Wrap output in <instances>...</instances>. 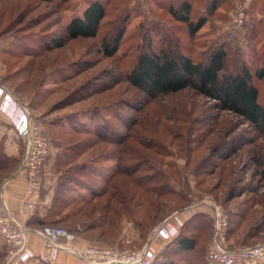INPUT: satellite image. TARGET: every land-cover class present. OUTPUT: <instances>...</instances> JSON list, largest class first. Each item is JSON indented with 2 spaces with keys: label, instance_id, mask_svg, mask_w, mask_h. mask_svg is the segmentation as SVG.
<instances>
[{
  "label": "rangeland",
  "instance_id": "374dc122",
  "mask_svg": "<svg viewBox=\"0 0 264 264\" xmlns=\"http://www.w3.org/2000/svg\"><path fill=\"white\" fill-rule=\"evenodd\" d=\"M120 1L119 4L117 0H112L108 6L107 16L95 39H76L67 42L61 48L43 51L38 48L43 38L54 33L60 35L71 18L81 15L86 1L53 0L51 3H41L37 0H0V86L11 93L45 129L50 142V153L42 171V178L45 179H42V188L45 192L51 191L54 194L57 191L59 181L63 180L60 179V175L65 170L67 174L68 168H71V165L64 167L63 163L57 166L58 162H62L63 156L60 155L69 152V148H76L77 144L81 145L79 148L89 149L74 159V166L84 164L89 168L92 164H96L99 175L92 181L89 180L90 173H84L80 177L88 180L87 183L103 187L108 178H104L103 175L114 171L117 163L113 159H106V156L101 155L98 150L121 146L98 142L90 133L95 128L111 127L117 134L116 138H119L127 132L128 125H133L134 129L124 141L122 138L124 147L129 149L134 160L148 154L151 165L153 163L160 168V172L168 173L164 176L166 179L164 183L175 192L162 197L157 196L158 194L146 195L149 199H144L147 200L144 204V200L141 201L144 194H141L140 190L133 195L131 185H121L120 180L125 179L116 177L112 184L120 183L119 191L127 194L123 197L121 193L120 197L125 198V201L120 207L122 209L127 207V205L125 207L127 198L129 205L141 206L136 205L133 210L124 211L120 215L111 212L108 214L109 220H106L105 213L99 206L105 205L106 196L97 201L100 204L90 213L92 215L90 217L86 212V206L91 208V205H88L91 191L87 193L85 187L67 183L66 188H74L71 197L77 198L80 195L82 197L77 199L76 205L64 209L61 215L63 219L54 226L73 233L76 243L93 242L102 246L118 248L121 246L120 249L132 250L140 248L168 215L182 211L187 217L186 220H189L194 214H200L208 222V231L200 232L201 240L198 242V248L194 254H187V264H211L205 259V248L212 237L213 222L210 209L202 202L212 200L223 210L229 224V211L234 205V209L238 208L253 195L263 194L264 197V183L259 182V178L253 179L256 171L260 169L253 166L249 160L251 155L249 150L264 148V139L255 136V133L250 131V127L242 124L237 117L220 112L212 101L195 96L190 91L159 96L154 101L145 103V99L140 98V95L121 79L120 82L114 79L108 80V74L118 75L128 71L138 52L143 50L147 33L142 30L144 24L163 23L160 33H172L180 38L185 48L191 49L193 59L198 61L204 58L202 54L209 47L226 40L224 27L228 20L222 22L217 16L209 17L197 36L189 39L184 27L172 21L163 11L159 13L160 18L152 19L153 15L145 6L135 7L126 5L123 0ZM201 4L202 0L198 5ZM225 10L226 6L221 7L216 14L222 15ZM125 18H127L126 22ZM121 30H123V38L115 56L102 57L98 52L101 38L104 37L109 44H112L114 36ZM260 36L258 46L262 44ZM152 42H158L156 35L153 36ZM241 50L245 51V48ZM246 53L250 57L249 52ZM237 63L235 59L229 69L235 70ZM106 75L108 77H105ZM257 84L263 94L264 79ZM3 120L8 123L4 126L8 127L9 132L11 124L6 117ZM241 141L251 144L243 146V154L233 159L235 174L232 177H227L229 173L226 176L223 174L224 182L218 181V169H211L212 166L208 165L219 162V159L212 156L215 148H219L217 153H221L225 148L241 145ZM19 142L20 148H15V154L5 153L9 158L13 157L11 160L16 161L13 168L0 173V188L6 180L18 172L24 154L23 144L20 140ZM1 143L4 147L2 137ZM145 148H166V150L159 156L148 152ZM179 148L192 149L191 160H195L192 162L202 161V167L206 166L208 170L206 172L214 174L195 178L194 164L191 162L186 166V153ZM3 149L5 152V148ZM6 149L11 153L10 148ZM160 160L169 167L160 165ZM79 171L80 169L73 172L78 174ZM257 185L261 187L256 193L247 191L238 195L240 191L244 189L251 191ZM109 189L111 190V186ZM231 191L233 193H230ZM231 194L237 197L227 201ZM185 200L187 203L184 204ZM159 205L161 206L156 216L158 220L146 231H141V228L137 227V221L141 222L145 217L149 218L157 211ZM254 207L257 211L262 209L259 205ZM120 229V236L112 242L113 235ZM181 232L185 234L186 229H182ZM205 235L207 238L204 237ZM258 237L260 239L253 240L252 243L264 242V230ZM231 243L233 244L234 241L232 239L228 241L226 238V244ZM173 248L174 245L171 243H159L160 255L156 264L171 259L173 256H166V252ZM0 251V264H4L5 246L1 240ZM174 258L176 263L180 264L178 262L180 257L176 256L172 259ZM69 260L71 263L65 264H82L74 258Z\"/></svg>",
  "mask_w": 264,
  "mask_h": 264
},
{
  "label": "trees",
  "instance_id": "16d2710c",
  "mask_svg": "<svg viewBox=\"0 0 264 264\" xmlns=\"http://www.w3.org/2000/svg\"><path fill=\"white\" fill-rule=\"evenodd\" d=\"M37 1L41 3H51L53 0ZM84 1H86V4L82 14L71 18L63 27V32L60 35L54 33L53 35L50 34L45 36L42 44L39 43L38 48H41L43 51H52L63 47L69 41L76 39H95L98 36L107 16L108 6L111 4L112 0ZM117 2L119 4L121 3L120 0H117ZM128 2L129 0H123V3H126V5L129 4ZM233 2L234 0H202V4L199 6L200 0H142L141 2L139 1L135 7L145 6L148 12L153 15L152 19L157 17L160 18L159 13L163 11L172 21L182 25L188 38L193 39L206 24L207 18L217 16V19L222 22L228 20L233 8ZM197 5L198 7H196ZM224 6H226L224 14L217 15L216 11ZM263 14L264 0H252L247 12V21L244 23L241 31L234 34L231 38H226V40L222 41L220 44L209 47L205 53L202 54L204 58L198 61L193 59L191 49H186L181 43L180 38L172 33H160L163 23L144 24L142 30L147 31V33L146 41L144 46H142L143 50L138 52L128 71L118 75L111 73L108 74L110 78L107 75L105 77H108V80L114 79L117 82H120L121 79L129 88L136 91L140 95V98H144L145 103L152 102L159 96H166L186 90L190 91L195 96L212 101L214 107L220 112H225L237 117L242 124H247L250 127V131L255 133V136L264 139V92L262 94V90L257 84L264 79ZM126 21L127 18H125V22ZM242 32L244 34V41L240 38ZM155 35L156 38H158L157 43L152 42L153 36ZM259 35H261L260 39H262V44L260 46H258L260 41ZM122 38L123 30L119 31L114 36L112 44H109L104 37L101 38L98 52L102 57H114ZM244 48L245 51H242L241 49ZM246 52H249L250 57L247 56ZM235 59L238 61L237 68L235 70L229 69L230 64H232ZM107 128H95V130L90 133L98 142L121 146L109 148L107 150H98L101 155L106 156V159H113L117 163L114 171L103 175L104 178L108 177L106 182H104V186L97 187L95 184L87 183L88 180L86 181L80 177L84 175V173H90L89 180L92 181V179H96L95 177L99 176L97 172L98 166H96V164H92L89 168L84 164L75 166L73 164L75 162L74 159H77L76 157L80 156L89 148H79V146H81L79 144H77L78 146H76V148H69V152L60 155L61 157L63 156L62 162H58L57 166L61 165L59 163H63L65 165L64 167L71 165V168H68L67 174V170H65V172L60 175V179L62 178L63 180L59 181L57 186L58 189L52 194L51 202L47 209L41 216L32 215L27 221V227L35 230L42 229L43 227H56L54 225H57L63 219L61 215L64 209L78 203L77 199H80L82 195L77 198L71 197L74 193V188H66L67 183H71L72 185L74 183L75 186L81 188L83 186L87 190V193L91 191V200L88 204L91 205V208L86 206L88 215L100 204L97 201L106 196L105 205H99L100 209L105 213L106 220H109L110 216H108V214L111 212L120 215L124 211L133 210L137 205H129L130 202L127 198L125 204V207L126 205L127 207L124 209L120 207L122 202L125 201V198L120 197L122 193L118 188L120 183L121 185L130 184L133 188L131 192L133 195H136V191L140 190L141 194H144L142 195L144 198H142L141 201L149 199L146 195L156 196V194H158L157 196L162 197V195L164 196L172 192V189L169 186L168 188L164 183L166 180L164 176L168 173L160 172V168L155 164L153 165V163L151 165V163H149L150 159L148 158V154H145L143 158L134 160L129 149L124 147L122 138L124 141L129 137L130 131L134 129L133 125H128L126 127L127 132L124 133V136L122 135L119 138H116L117 134L111 127ZM247 144H251V142H242L241 145L236 144L230 148H223L224 150L221 153H217L219 148H215L212 156L219 159V162L209 163L208 165L212 166L211 169H218V181L224 182L225 178L223 174L226 176L229 173L227 177H232L235 174L232 161L239 154H243V146ZM3 148L1 143L0 173L6 169L13 168L15 166L14 162L16 161L14 159L11 160L13 157L9 158L5 154ZM145 149L148 152L158 155L166 150V148ZM179 150L186 153V166L192 161H195L191 160L190 153L192 149L179 148ZM249 152H251L249 157L250 163L260 169L256 171V176H254L253 179L259 178V182L263 184L264 148H251ZM160 162V165L166 166V168L169 167L163 160H160ZM196 162L197 163L192 162L195 166V178L200 175L214 174L212 172H206L208 170L206 166L202 167V161ZM75 169H80L78 174L73 172L76 171ZM116 177H118V179L123 177L125 180L121 179L120 183L112 184L113 179ZM42 179L43 178H41L39 187L40 196L44 194ZM109 186H111L112 192H109L111 191ZM260 187L261 185H257L255 189L251 191L244 189L240 191L238 195H242L247 191L248 193H256ZM230 193H233V191ZM122 194L123 197L127 196L125 193ZM172 194H175V192H172ZM234 197L237 196L231 194L227 201ZM94 201L95 203H93ZM146 201L147 200L143 201L144 204H146ZM185 203H187V200L184 201V204ZM255 205L261 206L262 209L260 211L255 210ZM140 206V204L137 205V207ZM160 206L161 205L157 207V211L149 218L145 217L143 221H137V227L139 229L141 228V231H146L149 226H152L158 220L156 216ZM234 207L229 211L230 222L226 231L227 240L229 241L232 239L234 243L227 244V247L229 249H242L255 246V242L252 243V241L260 239L258 235L264 230L263 194L258 196L253 195L244 203H241L238 208L234 209ZM91 216L92 215H90V217ZM182 229H186L185 234L181 232ZM182 229L179 235L169 242L171 245H174V248L166 252V256H178L180 257L178 261L180 264H187L188 261L186 256L188 253L191 255L196 252L198 242L201 240L199 234L201 231H208V222L202 215L194 214L192 218L186 220ZM120 234L121 229L118 233L113 235L112 242H115ZM204 237H206V235ZM119 248L122 247L120 246ZM172 258L169 260L165 259L164 262L160 264H177L176 259Z\"/></svg>",
  "mask_w": 264,
  "mask_h": 264
},
{
  "label": "built area",
  "instance_id": "2783aa9c",
  "mask_svg": "<svg viewBox=\"0 0 264 264\" xmlns=\"http://www.w3.org/2000/svg\"><path fill=\"white\" fill-rule=\"evenodd\" d=\"M142 1V0H133ZM252 0H234L229 19L224 27L226 38L241 31L247 21ZM133 6L136 4L132 3ZM0 113L10 122L24 148L18 172L26 177V192L39 191L45 160L50 153V142L43 125L32 118L28 110L8 91L0 86ZM208 206L212 217V237L205 248L206 260L211 264H264V242L242 249H229L226 244L228 219L212 200L202 202ZM23 203V208H30ZM182 211L164 218L153 230L148 240L137 249L126 250L117 246H102L93 242H77L73 233L58 227L30 230L11 212L5 197L0 193V240L5 246L4 264H57L60 255L79 260L83 264H156L160 255L158 244L175 239L186 222ZM41 242L34 252L29 235Z\"/></svg>",
  "mask_w": 264,
  "mask_h": 264
},
{
  "label": "crops",
  "instance_id": "0c3cea01",
  "mask_svg": "<svg viewBox=\"0 0 264 264\" xmlns=\"http://www.w3.org/2000/svg\"><path fill=\"white\" fill-rule=\"evenodd\" d=\"M132 3L137 5L139 2L138 1L134 2L133 0H131L129 4L133 6ZM82 11H81V14H82ZM263 17H264V14H263ZM240 38L244 40L243 32L240 34ZM1 116L5 119V116L0 113V139L1 137L3 138L5 153L7 155H10V154L13 155L16 153L15 148H20V142L17 139L13 129L10 128V126H9V132H8L7 130L8 127L6 128L4 126L5 124H8V123L5 120H3ZM6 148H10L11 153H9L8 149ZM0 193H2V195L5 197L11 212L26 227H27V221L32 217V215L41 216V214L44 213V211L49 206V203L51 201V194H52L51 191H48V192L44 191V194L40 196V190H39L38 193L35 195H28L26 192V177L23 173H19V172L14 173L8 180L5 181V183L0 188ZM23 203H29L31 207L23 208ZM28 239H29V242H30V245L33 251L38 253L41 249L40 240L34 234H30ZM69 259L70 258L65 255H60L57 264L71 263Z\"/></svg>",
  "mask_w": 264,
  "mask_h": 264
}]
</instances>
